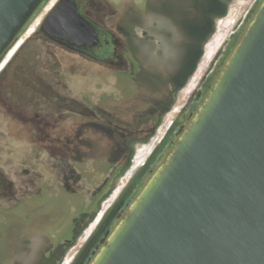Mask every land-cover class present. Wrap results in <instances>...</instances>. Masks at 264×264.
<instances>
[{
  "label": "rangeland",
  "instance_id": "1",
  "mask_svg": "<svg viewBox=\"0 0 264 264\" xmlns=\"http://www.w3.org/2000/svg\"><path fill=\"white\" fill-rule=\"evenodd\" d=\"M101 1V19L110 28L120 7L124 29L128 18L148 10L141 20L150 33L130 47L126 66L98 64L47 41L39 29L58 0L43 3L0 60V174L13 188V194L0 188V225L28 223L40 207L59 247L74 240L59 264L90 262L182 132L261 2L227 0L219 8V0H175L167 10L158 9L157 0ZM122 35L134 38L128 30ZM127 90L132 104L123 100ZM144 99L162 104L135 110ZM162 107L169 109L157 123L143 121ZM5 250L0 247V259Z\"/></svg>",
  "mask_w": 264,
  "mask_h": 264
},
{
  "label": "water",
  "instance_id": "2",
  "mask_svg": "<svg viewBox=\"0 0 264 264\" xmlns=\"http://www.w3.org/2000/svg\"><path fill=\"white\" fill-rule=\"evenodd\" d=\"M45 1L0 0V60ZM40 30L70 48L99 42L75 0H58ZM126 92L123 100L134 103L133 91ZM39 208L28 223L0 226V247H6L0 264L61 260H52L59 243ZM47 246L51 259L45 260ZM88 264H264V0Z\"/></svg>",
  "mask_w": 264,
  "mask_h": 264
},
{
  "label": "flooded vegetation",
  "instance_id": "3",
  "mask_svg": "<svg viewBox=\"0 0 264 264\" xmlns=\"http://www.w3.org/2000/svg\"><path fill=\"white\" fill-rule=\"evenodd\" d=\"M78 6V10L81 14L85 15L96 27L98 36H99V42L97 45L92 46V47H80V48H70L67 45L63 44V43H59L56 41H53L51 39H49L48 37H46L45 35H43V33L41 32V30L39 29V31L41 32L42 36L49 42L54 43L58 46H61L63 48H65L66 50H69L71 52H75L76 54L79 55H83L87 58H90L93 62L98 63V64H102L111 68H119V67H124L127 65V55H128V51H130V47H134L135 48V42L137 38L140 37H145L147 36V31L150 33L149 30H146V28H144L143 24H142V16L144 15V13L148 10L144 9L141 10L139 12H137L136 14H134V16L132 18H128V26L129 27H125L124 29V21L123 18L125 17L124 15V8L125 7H120L118 12L116 13V18L114 19L113 22V28H110L108 26L105 25V20L101 19V16H103L106 13V7L104 5V3L101 0H75ZM175 0H157V7L158 9H167L168 10V5L167 4H173ZM227 0H219L218 5L219 8L222 6V4H225ZM222 3V4H221ZM227 4V3H226ZM225 4V6H226ZM157 7H155L157 9ZM216 8H218V6L216 5ZM122 14V16L120 17L119 15ZM158 14V13H156ZM96 15V17H95ZM124 15V16H123ZM41 27V26H40ZM123 27V28H122ZM124 30H128L129 33L131 34L132 38L131 40H128V38H126L125 36H123V31ZM141 39V38H140ZM138 50V49H136ZM164 94V89L160 92V94L158 95V97L154 100L159 101ZM112 105L115 104V101H111ZM154 103V104H153ZM126 104V103H125ZM151 105L153 108L159 106V104H162L160 102L156 103V102H150L148 100V103ZM146 104L144 105V107L146 106ZM137 106V105H136ZM136 107L135 110H140ZM170 107V106H169ZM169 107H167L166 110H164L165 107H162L159 109V111L156 110L153 112V114L148 115L147 117L144 118V122L147 124V122L151 123V122H155L157 123L161 117L163 116V114L168 111ZM127 109L123 110L126 111ZM128 112V111H127ZM129 113V112H128ZM8 180L2 176V174H0V188L4 191H10L12 194V183H8L6 184ZM84 222H82V224H84ZM86 224H84L85 226ZM2 226V225H0ZM83 226V227H84ZM1 238V236H0ZM74 242V240L71 239H67L66 243L63 245V247H59L56 252L57 255L53 258L52 260L61 257L67 247L72 244ZM44 249H47L48 252L45 253V260L51 259L50 258V249L51 246H47ZM50 262H48L49 264ZM60 263V259L58 258L57 260V264ZM46 264V261H45Z\"/></svg>",
  "mask_w": 264,
  "mask_h": 264
}]
</instances>
